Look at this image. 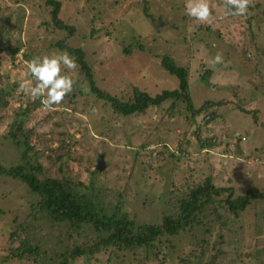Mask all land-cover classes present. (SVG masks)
<instances>
[{
    "label": "rangeland",
    "instance_id": "374dc122",
    "mask_svg": "<svg viewBox=\"0 0 264 264\" xmlns=\"http://www.w3.org/2000/svg\"><path fill=\"white\" fill-rule=\"evenodd\" d=\"M59 1L60 18L74 27L72 34L53 24L47 0H0V89L10 99L0 109L1 166L26 165L25 146L10 133L18 112L29 108L23 128L35 146V163L85 185L97 181L109 206L121 200L139 222H158L170 209L167 192L187 189L206 177L218 187H231L235 197L264 188V0H253L244 16L231 15L224 0H209L211 23L187 16L185 0ZM62 40L85 50L96 84L113 95L129 92L132 85L152 94L178 88L177 76L161 65V55H171L188 69L192 104L200 109L195 123L187 119V103L179 101L173 110L171 99L145 114L116 117L91 92L78 65L71 73L77 88L54 109L36 107L19 87L25 80L34 83L26 62L66 52L56 46ZM129 44L135 47L123 52ZM11 48L19 49L16 55ZM218 52L225 63L210 67ZM199 136L212 137L216 144L202 149ZM59 139L70 142L71 150L60 161L62 171L47 158ZM102 153L104 171L94 172ZM36 197L22 180L0 174V264H34L6 259L5 246ZM219 212L205 257L197 242L206 226L196 224L163 242L158 252L152 247H108L72 264H209L208 255H216L214 264H264V201L236 214L225 208ZM43 238L47 246L55 245L56 238Z\"/></svg>",
    "mask_w": 264,
    "mask_h": 264
},
{
    "label": "trees",
    "instance_id": "16d2710c",
    "mask_svg": "<svg viewBox=\"0 0 264 264\" xmlns=\"http://www.w3.org/2000/svg\"><path fill=\"white\" fill-rule=\"evenodd\" d=\"M47 4L52 8L53 24L59 29H67L72 34L74 27L60 18L61 2L47 0ZM56 46L75 57L80 73L84 76V81L89 84L91 92L110 106L116 117L145 114L150 108L161 106L163 102L171 99L172 105L169 109L176 110L181 101L186 102L190 115L187 119L190 124L195 123V117L200 109L194 108L192 104L188 69L178 64L171 55H161V65L170 74L177 76L178 88L152 94L138 85H132L129 92L113 95L96 84L94 69L88 63L83 48L69 46L64 40L57 42ZM134 47L133 44L126 45L123 47V52H129ZM137 48L142 47L139 45ZM10 51L16 55L19 49L11 48ZM209 73V70H206L204 75ZM76 88L74 85V89ZM73 95L75 96L76 92ZM9 101L5 90L0 89V109L6 108ZM34 103L39 107L41 100L36 99ZM217 104L219 102L213 105ZM29 111L30 109L26 108L18 112L14 122L15 131L10 133L11 139L18 145L25 146L23 161L26 165L20 164L11 168L0 165V174H8L22 180L37 197L31 203L30 213L10 233L5 246L9 252L6 259H18L34 264H72L80 257H92L96 252L108 247L134 251L149 250L152 247L158 252L163 242L177 237L196 224L206 226L204 238L197 242L202 245V258L208 254L212 225L220 220L219 209L225 208L236 214L245 211L256 202L264 201V188L249 190L246 194L235 197L231 187H218L206 177L203 182L189 185L187 189L167 192L169 195L167 206L170 209L161 214L158 222H139L135 219V214L124 208L121 200L113 207L109 206L110 203L103 200L98 192L104 187L96 184L97 181L85 185L83 181L74 180L68 174L59 176L48 173L39 163L41 161L35 163L32 157L37 154L35 146L23 128L24 118ZM206 113L209 119L214 118L213 112ZM170 115L173 116V113ZM199 138L202 149L216 144V140L212 137L208 140H203L201 136ZM187 144L190 142L188 141ZM184 150L188 151V147ZM70 153V142L60 140V145L50 148L47 158L52 165H59V171H62L63 166L60 161L65 154L70 155ZM102 154L105 156V153ZM175 159L171 158V160ZM96 171L99 173L101 170L95 168L94 172ZM45 225L50 229L47 230ZM50 231L54 232V237H50ZM47 234L48 239L56 238L52 247L47 246V240L43 238ZM208 258H211L209 264L215 263L216 255H208Z\"/></svg>",
    "mask_w": 264,
    "mask_h": 264
},
{
    "label": "clouds",
    "instance_id": "9594fccd",
    "mask_svg": "<svg viewBox=\"0 0 264 264\" xmlns=\"http://www.w3.org/2000/svg\"><path fill=\"white\" fill-rule=\"evenodd\" d=\"M224 3L234 16L246 15L253 6V0H224ZM185 13L201 23H211L213 19L209 0H185ZM224 63L223 54L218 52L209 66L214 68ZM26 67L34 83L25 80L19 87L33 100L40 99L47 109L60 105L74 89L76 82L71 73L77 69V63L67 52L34 57L26 62Z\"/></svg>",
    "mask_w": 264,
    "mask_h": 264
},
{
    "label": "water",
    "instance_id": "95a60500",
    "mask_svg": "<svg viewBox=\"0 0 264 264\" xmlns=\"http://www.w3.org/2000/svg\"><path fill=\"white\" fill-rule=\"evenodd\" d=\"M27 135L29 136V132H27ZM106 164H105V160H104V156L103 154H101L98 158V163H97V169L98 170H103L105 168Z\"/></svg>",
    "mask_w": 264,
    "mask_h": 264
}]
</instances>
